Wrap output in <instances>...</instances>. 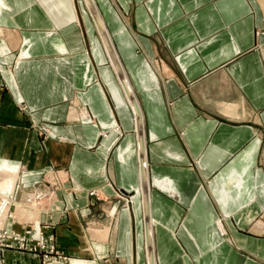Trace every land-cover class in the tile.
<instances>
[{"label": "crops", "instance_id": "1", "mask_svg": "<svg viewBox=\"0 0 264 264\" xmlns=\"http://www.w3.org/2000/svg\"><path fill=\"white\" fill-rule=\"evenodd\" d=\"M91 1L144 156L86 0H0V157L26 168L6 227L66 256L6 246L0 264H147L146 223L155 264H264L259 5Z\"/></svg>", "mask_w": 264, "mask_h": 264}, {"label": "bare ground", "instance_id": "2", "mask_svg": "<svg viewBox=\"0 0 264 264\" xmlns=\"http://www.w3.org/2000/svg\"><path fill=\"white\" fill-rule=\"evenodd\" d=\"M86 2L88 4V7L90 8V11H91L93 17H94V20L96 21V24H97L96 28L98 27V29L100 31V34H101L102 38L104 39V41L106 43V48H107L106 50H107V52H108V54H109V56L111 58V61L113 63L114 68L116 69L115 72L118 73V76L120 77V80H121L122 85H125V86L127 85V87H128L127 89H130L127 80H125L126 78L124 77V74L122 72V69H121V67H120V65H119V63H118V61L116 59V56L114 54V51H113V49L108 44V40L109 39H108V37L106 35V32H105L104 27L102 26L101 20L98 17L97 12L95 11V8H94V6L92 4V1L91 0H86ZM257 3L259 5L260 11L262 13V17L264 19V0H257ZM123 77L125 79H123ZM130 92H131V90H130ZM131 93H130V95H131ZM128 99H129V97H128ZM132 99L134 101V104L138 108L134 96H132ZM129 102H130V100H129ZM136 125H137V120H136ZM141 192H142V195H143L144 201H145V212H146V218H147V221H148V217H147V207H146V205H147L146 204L147 203L146 202L147 201L146 192L147 191H146V186H145V170L144 169H142ZM125 195L128 196V197H131L133 195V193L131 192L129 195H127V194H125ZM0 200H1L0 201V235H1L2 229L5 228L6 222L8 220V216H9V213H10V210L9 209H10V206H11V201H9L8 199H0ZM146 226H147V231H146V257H147V264H154L155 259H154V254H153L152 240H151V232H150L149 223H147ZM30 233L31 232H29V234L26 237L30 236ZM0 238H1V236H0ZM9 238H8L9 240H11V241L13 240L11 236ZM3 239L5 241V238H3ZM3 239H1V240H3ZM43 241H44V239H43ZM41 242L42 241H41V236H40L39 239L37 240L38 247L40 246Z\"/></svg>", "mask_w": 264, "mask_h": 264}, {"label": "clouds", "instance_id": "3", "mask_svg": "<svg viewBox=\"0 0 264 264\" xmlns=\"http://www.w3.org/2000/svg\"><path fill=\"white\" fill-rule=\"evenodd\" d=\"M22 169L26 168L21 161L0 157V176L5 177L0 180V199H8L14 196L17 190L16 177Z\"/></svg>", "mask_w": 264, "mask_h": 264}, {"label": "rangeland", "instance_id": "4", "mask_svg": "<svg viewBox=\"0 0 264 264\" xmlns=\"http://www.w3.org/2000/svg\"><path fill=\"white\" fill-rule=\"evenodd\" d=\"M255 9V8H254ZM259 33H263V31L262 30H260L259 31ZM257 34H258V32H257ZM8 200L9 201H11V206H10V213H9V215L10 216H8V219L9 218H11V217H13V215H14V211L12 210V199L11 198H8ZM32 204H30V206H31ZM21 208H20V211H21V213L22 214H25V215H29L30 213L32 214L33 212V210H32V208H30L29 207V205H25V204H21V206H20ZM31 219H32V217H31ZM7 223V222H6ZM8 233L9 232H15V231H12V230H9V229H7V227L5 226V228H4ZM26 230H30V229H26ZM25 230V231H26ZM24 231V233H19V234H25L26 232ZM31 232V231H30ZM15 233H18V232H15ZM10 235L9 236H7V237H5V242L8 244L9 242H11V240H9L10 238ZM29 238H30V241H31V238L32 237H30V236H28ZM27 237V238H28ZM9 238V239H8ZM39 239V238H38ZM37 239V240H38ZM32 240H33V243L32 242H30L29 241V245L28 246H26V247H30V246H35V247H38V244H37V240H34V238H32ZM4 241V239L3 240H0V242H3ZM11 245H13V246H18L19 244L17 243V242H13V243H11ZM37 245V246H36ZM13 246H11V247H13ZM3 247H6V246H3ZM18 247H20V248H23V247H21V246H18ZM45 247L48 249V250H52V252H51V254H50V257H59V258H62V259H66V256L62 253V251H60V250H58L53 244H48V243H45ZM24 249H27V248H24ZM42 255H44V254H42ZM49 257V258H50ZM41 258L42 259H44L43 261H45V260H47L48 258H46V257H44V256H41ZM154 264H155V261H154Z\"/></svg>", "mask_w": 264, "mask_h": 264}, {"label": "built area", "instance_id": "5", "mask_svg": "<svg viewBox=\"0 0 264 264\" xmlns=\"http://www.w3.org/2000/svg\"><path fill=\"white\" fill-rule=\"evenodd\" d=\"M25 232H26L25 234H19V233H15V232H9L8 233L3 228L2 229V232H1V235H0L1 236L0 240L3 239V238H5V237H7V236H9V235L12 237L13 240L11 242H9L8 244L5 241L0 242V247H3V246L11 247V246H13V245H11V243L17 242L19 244L18 246H21L23 248H27L29 250H32V251H36V250L40 251L41 250V251L44 252V255L43 256L46 257V258H49L52 250H48L45 247V242L43 241L42 236H41V241L42 242H41V244H40L39 247H35V246L26 247V246L29 245V240H30V238L29 237L27 238L26 236L29 234L30 230H26Z\"/></svg>", "mask_w": 264, "mask_h": 264}, {"label": "water", "instance_id": "6", "mask_svg": "<svg viewBox=\"0 0 264 264\" xmlns=\"http://www.w3.org/2000/svg\"><path fill=\"white\" fill-rule=\"evenodd\" d=\"M254 3H253V7L256 9V7H258V3H257V0H253ZM261 5V4H260ZM123 79H125L123 77ZM126 80V79H125ZM123 88H124V91L125 93L127 94V96L129 97V100H130V105L131 107H133V111H134V114L136 116V120H137V135H138V146H139V153L141 154V157L142 155L144 156V143H143V134H142V127H141V117H139V114L140 112L138 111V108L136 107V105L134 104V101L132 99V93L130 92V89H127V85H122ZM131 95H130V93ZM141 159V158H140ZM141 184H142V180H141ZM123 190V189H122ZM122 193L124 194H127L129 195L130 193H128L127 191L123 190ZM131 206V205H130ZM131 218H132V228L134 230V216H133V213H132V209H131ZM147 224V223H146ZM146 230H147V226H146ZM134 235V233H133ZM132 246H133V256H134V252H135V243H134V239L132 240ZM135 264V263H134Z\"/></svg>", "mask_w": 264, "mask_h": 264}]
</instances>
